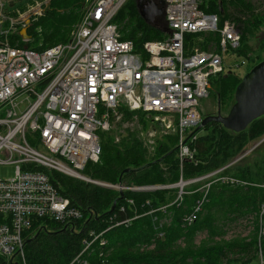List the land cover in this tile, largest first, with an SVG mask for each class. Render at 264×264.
<instances>
[{"label": "built area", "instance_id": "built-area-1", "mask_svg": "<svg viewBox=\"0 0 264 264\" xmlns=\"http://www.w3.org/2000/svg\"><path fill=\"white\" fill-rule=\"evenodd\" d=\"M127 1L95 0L65 43L42 51L0 38V165L15 167L12 178L0 179V257L6 264H26L23 234L34 219L69 223L82 218L40 168L119 191L170 189L116 186L84 176L85 164L99 160L97 132L110 131L112 119L119 121L124 109L150 115L144 135L147 149H153L159 133L177 134L179 162L191 161L195 129L202 120L199 100L208 97L210 79L246 65L236 54L241 39L238 26L205 13L204 0H142L143 7L152 2L162 9L167 36L145 41L137 51L132 41L120 39L112 22ZM5 10L0 0V21L6 20ZM32 11L41 16V4ZM189 36H195L200 47ZM228 57L241 62L233 64ZM220 171L190 180L180 177L171 186L179 187L173 202L179 205L187 185L209 180L200 187L202 198L183 218L187 225L195 222L212 183L247 185L219 176ZM263 215L264 206L259 215L262 235ZM88 235L92 240H83V250L70 264H86L80 257L101 234L90 230ZM258 258L264 264L261 252Z\"/></svg>", "mask_w": 264, "mask_h": 264}, {"label": "trees", "instance_id": "trees-1", "mask_svg": "<svg viewBox=\"0 0 264 264\" xmlns=\"http://www.w3.org/2000/svg\"><path fill=\"white\" fill-rule=\"evenodd\" d=\"M84 2L86 0H50L44 15L37 21L31 20L27 29L31 40L21 44L42 51L65 43L69 30L81 18ZM201 9L221 21L229 18L236 23L241 31L236 54L245 60L246 73L264 59V10L256 11L249 0H204ZM112 22L119 27L120 39L132 41L137 51L145 41H161L167 36L163 14L154 24L145 23L138 13L136 0H128ZM259 32H262L260 38L256 37ZM193 37L189 36L188 40ZM12 39L20 38L14 35ZM252 39H259L256 50L250 45ZM254 52L257 53L253 55ZM241 80L238 70L210 79L209 94L215 95L217 110L218 106L221 112L230 108ZM123 111L124 121L135 114ZM110 131L97 132L101 149L99 160L87 162L81 171L92 180L125 187L161 186L176 183L180 177L188 180L221 170L219 176L233 177L247 185L213 184L195 222L187 225L183 218L193 211L202 194L184 196L178 205L173 204V190L119 191L40 168L58 194L81 211L82 218L69 223L46 217L34 219L23 234L26 264H70L83 250V240H92L88 235L90 230L101 235L81 255L86 264H249L256 260L257 221L248 240H222L225 234L222 223L231 217L237 220L260 215L264 187L248 186V183L264 185V143L261 153L251 161L246 160L249 155L232 161L242 155L250 143L264 137V115L240 132L215 122L195 129L193 159L183 163L177 156V134L161 137L155 154L149 158L134 134L129 133L115 142ZM31 145L34 146L32 142ZM262 218L264 220V215ZM121 222L124 223L114 226ZM199 232H206L207 239L195 245L194 238ZM179 240L184 244L182 247L177 245ZM260 247L264 260V236L260 238ZM0 264H6L2 257Z\"/></svg>", "mask_w": 264, "mask_h": 264}, {"label": "rangeland", "instance_id": "rangeland-1", "mask_svg": "<svg viewBox=\"0 0 264 264\" xmlns=\"http://www.w3.org/2000/svg\"><path fill=\"white\" fill-rule=\"evenodd\" d=\"M94 1L95 0H86V2H84V4H83L84 7H83L82 12H81V18H80L79 22L76 23L75 25H73V27L69 30L68 35H67V39H69L71 32L80 23L83 15L86 11V8L89 5H91ZM249 1L254 5L256 11L260 12V11L264 10V0H249ZM3 2H4L5 7H6V10L4 12L5 13L4 16H5L6 20L0 21V38H2V39L7 38L9 40L10 44H12V45L26 47L25 45H22L21 43H26L31 39L27 35L28 39L23 40L21 35H20V31L25 28V31L27 34V29L30 26L31 20L37 21V19L39 17H42L44 15L45 9H46L47 5L49 4L50 0H3ZM38 4H41V8L43 10L42 15L41 16H34L32 9H34ZM27 19L30 20L28 25L25 23V21ZM117 27H118V25H117ZM36 30H37V32H40L39 28H37ZM118 30H119V27H118ZM14 35L19 36L20 39L13 40L12 37ZM261 36H262V32H259L256 37L260 38ZM208 37H209L208 38L209 40H213V41L216 40L215 37H210V36H208ZM258 40L259 39H252L250 41V45H251L253 50L257 49ZM192 43H195L194 44L195 47H200V44H199L200 42H198L197 39H192ZM38 45L41 46V42H39ZM256 53L257 52H254L253 55H255ZM227 61H229L233 64H240V62H241L239 59L231 58V57H228ZM238 72L243 77L246 74L245 65L240 66L238 68ZM233 103H234V101H233ZM233 103H232V105H233ZM231 106H230V108H231ZM229 109L223 110L222 112L220 111L221 115H226L228 113ZM198 111H199V114L201 115V117L216 115V113H217V100L215 99V95L210 93V94H208L207 98H203V99L199 100ZM123 117H124V111L122 112V116H121V119L119 121H117L115 118L112 119V129L109 132V134H111L114 141L118 142L122 137L126 136L129 133H132V134H134L135 138L142 144V147L146 148L147 156L149 158L153 157V155L155 154V151H156L157 142L161 139V137H164L167 135H162L159 133L156 140L154 141L153 149L148 150V149H150V147H148L146 145V140L144 138V135H145V133H147V130L149 128L148 127L149 120H151L150 115L133 114L130 119L125 120V121H124ZM149 117H150V119H147ZM263 143H264V137H262L261 139L255 141V142L250 143L247 146V148L244 150L242 155H240L239 157L234 159L232 161V163L242 159L243 157H245L247 155H249L248 156L249 158H246L247 161H251L253 159V157H255V158L258 157V155L263 150L262 149ZM256 150H257V152H253ZM14 170H15L14 165H0V179L12 178L14 175ZM222 177H228V176H222ZM231 178H233V177H231ZM234 179H236V178H234ZM188 180H190V179H188ZM178 181L176 183H172V184H168V185H161V186H168V187H170L169 190L174 191L175 198H174L173 202H175V200L177 198V190L179 191V189H178L179 187L178 186L171 187V186H175L178 183ZM208 181L209 180H204L203 182H200L198 184L192 183V184L187 185L185 187V196H188V195H191L194 193H199V194L203 195L204 193H203V191H200V187ZM100 182H103V181H100ZM104 183H107V182H104ZM216 183H219V182H216ZM213 184H215V183H212L210 185V187ZM221 184H223V183H221ZM196 185H198V187ZM241 186H244V185H241ZM248 186L264 187V185H255V184H251V183H248ZM210 187H209V189H210ZM263 206H264V204H262L260 206V208H262ZM257 216H258V214L247 215L246 217H244V218L240 217L237 220H233L231 217L229 220L224 219L223 220L224 222L222 223V224H225L224 227L222 228V231L223 230L225 231V234H223L222 240H231L234 238H239V239L241 238V239L248 240L252 234V231H254V223L257 221V223H256V225L258 226L257 237H258V241H259L258 250H257V255L255 257L256 260L250 262L249 264H260L258 262L259 261V258H258L259 252H261V256H262V251H261V247H260V238L264 235H262L260 233V223L258 220L259 216H258V218H257ZM206 239H207V233L206 232H199V233H197V235L194 238V244L199 245V243L204 242ZM215 239L218 240L219 238H215ZM177 245L179 247H182L184 244H183L182 240H179L177 242ZM259 249H260V251H259Z\"/></svg>", "mask_w": 264, "mask_h": 264}, {"label": "water", "instance_id": "water-1", "mask_svg": "<svg viewBox=\"0 0 264 264\" xmlns=\"http://www.w3.org/2000/svg\"><path fill=\"white\" fill-rule=\"evenodd\" d=\"M137 9L142 20L152 25L156 18L161 16L162 9L154 3L146 7L141 5L142 0H136ZM29 19L25 23L29 24ZM167 33L169 31L167 29ZM22 39L27 40L25 28L20 31ZM219 105V102H218ZM264 115V59L246 73L235 89L234 103L226 115H221L219 106L216 115L202 117L197 130L203 128L210 122L223 125L224 128L240 132L255 119ZM161 128V123H158Z\"/></svg>", "mask_w": 264, "mask_h": 264}, {"label": "bare ground", "instance_id": "bare-ground-1", "mask_svg": "<svg viewBox=\"0 0 264 264\" xmlns=\"http://www.w3.org/2000/svg\"><path fill=\"white\" fill-rule=\"evenodd\" d=\"M197 130V129H196Z\"/></svg>", "mask_w": 264, "mask_h": 264}]
</instances>
